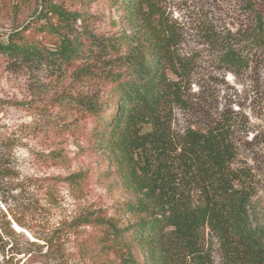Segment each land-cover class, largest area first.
<instances>
[{
  "label": "trees",
  "instance_id": "obj_1",
  "mask_svg": "<svg viewBox=\"0 0 264 264\" xmlns=\"http://www.w3.org/2000/svg\"><path fill=\"white\" fill-rule=\"evenodd\" d=\"M56 1L0 0V27H11L0 41V59L16 68L72 70L98 89L51 99L75 116L58 133L89 147L51 151L45 163L63 166L96 155L101 165L50 179L76 193L106 184L119 196L111 208L77 219L78 257L99 264H215L217 243L228 264H264V216L253 204L249 173L232 167L236 148L229 129L219 122L204 132H171L170 116L195 67L179 54L173 28L157 22L158 0H67L115 8L120 17L113 22L122 29L113 35L94 27L105 14L71 11ZM260 2L243 44L211 38L233 73L248 70L264 51ZM32 5L35 12L27 17ZM29 255L51 264L48 251Z\"/></svg>",
  "mask_w": 264,
  "mask_h": 264
},
{
  "label": "rangeland",
  "instance_id": "obj_2",
  "mask_svg": "<svg viewBox=\"0 0 264 264\" xmlns=\"http://www.w3.org/2000/svg\"><path fill=\"white\" fill-rule=\"evenodd\" d=\"M260 1L158 0L156 20L173 28L179 54L195 67L185 82L182 104L170 116L171 132L174 136L191 130L204 132L223 122L236 148L232 167L249 173L255 191L253 204L263 217L264 51L252 57L248 70L236 74L220 62V47L211 40L218 36L243 44L251 35ZM57 2L71 11L105 14L107 19L95 21L98 33L113 35L122 29L113 22L120 14L102 1L87 7L67 0ZM35 9L32 5L26 10L27 17ZM10 29L9 25L0 27V41ZM96 91L95 85L72 70L16 68L0 59V264H46L29 260L32 250L50 252L51 264H99L82 261L76 254L81 229L75 225L89 210L111 208L119 196L110 195L106 184L76 193L50 178L95 170L101 159L87 155L63 166L45 163L51 151L75 153L89 147L68 132L58 133L75 116L51 99H75ZM4 255L13 260L7 263ZM214 261L228 264L217 243Z\"/></svg>",
  "mask_w": 264,
  "mask_h": 264
}]
</instances>
